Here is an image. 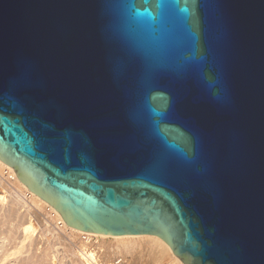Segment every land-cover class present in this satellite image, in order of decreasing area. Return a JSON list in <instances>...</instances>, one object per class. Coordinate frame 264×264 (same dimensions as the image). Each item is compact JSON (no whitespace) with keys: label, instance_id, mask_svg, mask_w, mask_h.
I'll use <instances>...</instances> for the list:
<instances>
[{"label":"water","instance_id":"obj_1","mask_svg":"<svg viewBox=\"0 0 264 264\" xmlns=\"http://www.w3.org/2000/svg\"><path fill=\"white\" fill-rule=\"evenodd\" d=\"M0 159L74 228L264 264V0H0Z\"/></svg>","mask_w":264,"mask_h":264},{"label":"bare ground","instance_id":"obj_2","mask_svg":"<svg viewBox=\"0 0 264 264\" xmlns=\"http://www.w3.org/2000/svg\"><path fill=\"white\" fill-rule=\"evenodd\" d=\"M5 170L8 171L10 174V175L8 174L7 176H10V178L14 180L13 186L16 188L15 189L16 192L10 191L9 198H7L5 195L0 194V264H52L53 263L52 259L54 258V256L52 252L50 253L51 247L47 243L46 245L40 247L39 239L41 240L44 237L48 238V236H46L48 233H50V235H52L54 239H58L59 237H57L55 228L44 223L45 225H43L44 227H42V233L38 237H36L34 233L36 229L30 219V214L31 212L34 211V209L37 208L39 209L43 207L47 208L48 214H50V218L53 221L54 226L58 227L60 231L64 232L65 234H70V233L81 234V235L85 234L88 236L86 237L88 238L89 241L92 242L93 240H95L93 243H97V245L100 243L99 242L100 240L111 239L114 241L115 240L125 241L126 243H128L129 246L130 241L134 240V244H135L136 239H143L148 244L146 246L149 247L148 249L150 252L166 255L167 258H170V260H172L176 264H185L182 261V259L174 253L171 246L165 240H163L160 236L154 234L111 235V234L83 231L74 228L72 226H69L65 222L62 214L54 206H52L46 200L41 198L35 192L31 191L25 183L20 181L16 171L14 170V167H12L11 165L7 164L6 162L0 159V173H2ZM0 183H2L1 177H0ZM15 184H17V187ZM60 219H62L63 221L62 227L58 225V220ZM45 238L43 240H46ZM112 244L113 243H111V245ZM110 246H108L107 248H109ZM125 246L127 248V244ZM128 248L131 249L130 247ZM138 248L136 247V249ZM98 249H99L97 250L98 252H102V253L107 252V249L103 248L102 245L100 244ZM81 251L82 252L80 253L81 254L80 256L84 257L88 262H93L96 264V256H95L96 249L86 248ZM132 251L130 250V252Z\"/></svg>","mask_w":264,"mask_h":264},{"label":"rangeland","instance_id":"obj_3","mask_svg":"<svg viewBox=\"0 0 264 264\" xmlns=\"http://www.w3.org/2000/svg\"><path fill=\"white\" fill-rule=\"evenodd\" d=\"M6 170L3 171L2 173H0V177L2 180V183H0V194L5 195L7 198H9L10 191H15L16 188L13 186L14 180L12 178H10V176H7L9 174V172ZM15 185L17 187V184H15ZM31 214H30V219H31V221L34 224V227L36 229L34 232L36 237H38L42 233V227H44L43 225H45V224H48L51 227H54L55 231L57 233V237H59L58 239H54L52 237V235H50V233H48L46 235V236H48V238L44 237L46 240H43L44 238H42L41 239L43 241L42 242L39 239V246L40 247L46 245V243L49 244V246L51 247L50 249L52 251L50 250V253L52 252V254L54 256V258L52 259L53 260L52 264H95L93 262H88L84 257L80 256L81 255L80 253L82 252L81 250L86 249V248L96 249V252H95L96 264H104V262H105V264H172V262H173L172 260H170V258H167L166 255H161L160 253L150 252L148 249L149 247L146 246L148 244L143 239H136L135 244H134V240H132V241H130L131 243L129 242V246H128V243H126L125 241H118V240L114 241L111 239L100 240L99 244L102 245L103 248H106L108 253L107 252H103V253L98 252L97 250H99L98 249L99 244L97 245V243H93L95 240H93L92 242L89 241L87 238L88 237L87 235H85V234H83V235L71 234V233L65 234L64 232L60 231V229L58 227H55L53 224V221L50 218V214H48V210L46 207L34 209V211L31 212ZM71 236H73V237H71ZM138 240H140V241H138ZM132 242H133L134 246L136 245L135 248H134ZM82 243H83V245L84 244L85 245L83 246ZM111 243H113L112 244L113 246L111 245ZM125 243L127 244V248L125 246L126 245ZM140 243H141V245H140ZM130 244H132V245H130ZM108 246H110V247L107 248ZM117 246H118V248H117ZM128 247H130L131 249H129ZM136 247L137 248L139 247V248L136 249ZM81 248H83V249H81ZM125 249L126 250L128 249L129 251L128 250L126 251ZM130 250L131 251L134 250V251L130 252ZM97 252H98V255H97ZM52 254H51V256H52ZM105 258H107V259H105ZM112 258H114L115 260ZM162 260H163V262H162ZM173 264H176V263L173 262Z\"/></svg>","mask_w":264,"mask_h":264},{"label":"built area","instance_id":"obj_4","mask_svg":"<svg viewBox=\"0 0 264 264\" xmlns=\"http://www.w3.org/2000/svg\"><path fill=\"white\" fill-rule=\"evenodd\" d=\"M58 225H59L60 227L63 226V221H62V219L58 220Z\"/></svg>","mask_w":264,"mask_h":264}]
</instances>
